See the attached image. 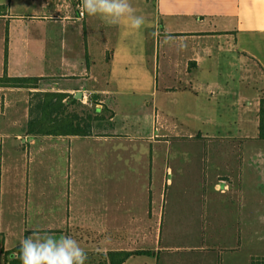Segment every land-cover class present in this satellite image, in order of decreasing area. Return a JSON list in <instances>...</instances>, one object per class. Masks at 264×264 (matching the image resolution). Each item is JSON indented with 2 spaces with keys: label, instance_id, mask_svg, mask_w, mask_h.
Here are the masks:
<instances>
[{
  "label": "crops",
  "instance_id": "crops-1",
  "mask_svg": "<svg viewBox=\"0 0 264 264\" xmlns=\"http://www.w3.org/2000/svg\"><path fill=\"white\" fill-rule=\"evenodd\" d=\"M129 2L144 18L139 30L82 16L81 0H0V77L50 86H0V168L17 177L20 141L35 172L54 184L61 168L69 180L33 220L45 227L22 238L36 229L100 254L151 252L123 264H251L264 256L245 243L262 225L264 0ZM36 92L93 107L92 132L28 134ZM171 122L200 128L173 140L194 142L190 151L165 147ZM2 228L8 264L23 229Z\"/></svg>",
  "mask_w": 264,
  "mask_h": 264
},
{
  "label": "rangeland",
  "instance_id": "rangeland-1",
  "mask_svg": "<svg viewBox=\"0 0 264 264\" xmlns=\"http://www.w3.org/2000/svg\"><path fill=\"white\" fill-rule=\"evenodd\" d=\"M29 85L31 86H37L38 89L46 87L49 88V81L47 80H36V81H29ZM39 99V98H38ZM45 98H43L44 100ZM56 101V100H55ZM253 102V100H250ZM39 100H36V103H38ZM251 102H247V105H252ZM65 114H77L81 118L88 119V122H91L93 118L95 117V111L94 108L91 106H83L81 104H74L70 105L69 107H63L61 110ZM103 114V116L108 115L109 112H103L100 113ZM101 116V115H100ZM187 129L191 131H195L198 133L200 128H192L191 126H188L187 124H181V123H174L171 122L168 124L167 128L164 129V131L167 132V135L170 137L169 139L171 141L177 139L176 135H187ZM196 129V130H195ZM198 129V130H197ZM162 128L160 130V134L162 132ZM180 140V139H178ZM186 141V142H184ZM21 145V153L19 154L21 158H17V174L14 180L12 176L9 174H6L5 168L6 166H2L1 162V168H0V214L2 212L3 219H5V223L2 221V229H8L10 227H16V229L21 228L23 229L20 231L19 236L17 237V243H20V240L23 239V233L25 227L28 229H32L34 227H45L46 224L44 223H35L33 220H37L36 216H42L45 214L46 208L49 205V202L55 197L54 194H59L60 198H62V193L66 192L67 189V182L68 179L64 180V175L62 173V169L59 168V173L54 176L56 180L53 182H49L45 176L44 172L39 173L35 172V160L31 159L32 154L30 155L28 152H25L23 143L20 141L17 142V146ZM194 145V142L189 141V139L180 140L179 142L173 141L169 143V145H165L167 150H174L178 149L180 151L183 150H189L191 146ZM209 146H211V143H209ZM24 149V150H23ZM170 162L172 165L174 164V158L173 154L171 153ZM46 159H41L40 161L43 163ZM35 165V166H34ZM3 170V171H2ZM47 170V167L43 166L42 171ZM41 175V176H40ZM103 175V174H98ZM174 177V176H172ZM90 179V180H89ZM88 180L90 184L92 185L93 181L96 180L93 176H90ZM175 183L178 182L175 178ZM54 186V188H52ZM250 186L244 182V190L246 193V199L251 198L250 193ZM261 194L263 195L256 201H258L259 204H261V217L264 216V186L261 189ZM254 206V204H253ZM31 220L33 222H31ZM257 225V222H256ZM166 230V229H165ZM247 230V229H246ZM165 232V231H164ZM45 232H43L42 235H44ZM20 239V240H19ZM19 241V242H18ZM246 247L252 248L257 253H263L264 254V223L261 225V233L260 237L255 239L248 237V234H246L245 238ZM17 244V245H18ZM84 250L87 253L88 259L86 260V264H101L103 262L102 254L94 250V248H84ZM17 258V254L9 256V261L6 262L8 264H11V261Z\"/></svg>",
  "mask_w": 264,
  "mask_h": 264
},
{
  "label": "trees",
  "instance_id": "trees-1",
  "mask_svg": "<svg viewBox=\"0 0 264 264\" xmlns=\"http://www.w3.org/2000/svg\"><path fill=\"white\" fill-rule=\"evenodd\" d=\"M6 7L0 6V14L5 11ZM39 78L30 77H11L5 72L0 77V86L13 87H27L37 88V86H30L29 81H36ZM41 80V79H40ZM66 94L54 92H36L31 101V118L27 124V133L34 135H88L92 132L91 122L88 119L81 118L77 114H65L61 110L66 107L62 103V99ZM39 98V99H38ZM43 98H45L43 100ZM71 98V103L78 104V100ZM36 100H39L36 103ZM56 100V101H55ZM260 133L259 138L264 140V94L261 98L260 104ZM83 121V122H82ZM150 251H111L107 254H102L103 262L101 264H123L130 256L134 254H150ZM17 254V258L11 261V264H21L19 259L20 246L6 251V262L9 261V256ZM251 264H264L263 257H253Z\"/></svg>",
  "mask_w": 264,
  "mask_h": 264
},
{
  "label": "clouds",
  "instance_id": "clouds-1",
  "mask_svg": "<svg viewBox=\"0 0 264 264\" xmlns=\"http://www.w3.org/2000/svg\"><path fill=\"white\" fill-rule=\"evenodd\" d=\"M80 12L114 25L127 21V26L135 30L144 24V18L135 14L129 0H81ZM260 221L264 223V216ZM33 232L20 240L21 264H86V251L71 236L40 235L36 229Z\"/></svg>",
  "mask_w": 264,
  "mask_h": 264
}]
</instances>
